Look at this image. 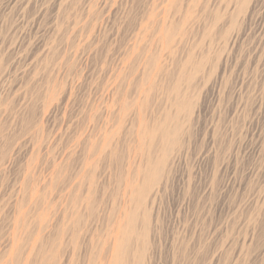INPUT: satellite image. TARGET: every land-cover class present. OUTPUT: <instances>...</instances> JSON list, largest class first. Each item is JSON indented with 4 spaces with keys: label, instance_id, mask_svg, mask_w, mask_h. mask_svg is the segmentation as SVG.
<instances>
[{
    "label": "rangeland",
    "instance_id": "1",
    "mask_svg": "<svg viewBox=\"0 0 264 264\" xmlns=\"http://www.w3.org/2000/svg\"><path fill=\"white\" fill-rule=\"evenodd\" d=\"M0 264H264V0H0Z\"/></svg>",
    "mask_w": 264,
    "mask_h": 264
}]
</instances>
